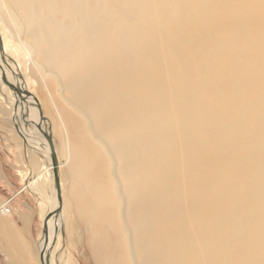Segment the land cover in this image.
<instances>
[{"label":"bare ground","instance_id":"bare-ground-1","mask_svg":"<svg viewBox=\"0 0 264 264\" xmlns=\"http://www.w3.org/2000/svg\"><path fill=\"white\" fill-rule=\"evenodd\" d=\"M13 40L78 113L47 88L53 131L86 188L87 200L76 195L98 264H264V0H0V85L12 107L2 112L17 143L42 147L46 161L30 153V184L53 207L35 254L0 204V251L42 264L45 248L54 264L65 212L48 120L29 129L40 111Z\"/></svg>","mask_w":264,"mask_h":264},{"label":"rangeland","instance_id":"rangeland-1","mask_svg":"<svg viewBox=\"0 0 264 264\" xmlns=\"http://www.w3.org/2000/svg\"><path fill=\"white\" fill-rule=\"evenodd\" d=\"M2 35L4 37V39L7 38V31L4 30L2 31ZM12 42V46H11V52H13V55H16L18 61L20 63H22L23 65L26 64L23 61V53L16 50V46H18V43L13 40ZM27 65V69H26V79L28 80V87H29V92L28 95L30 93L29 96V100L32 101L33 103H35L37 106L38 104L40 105V108L42 110V113L44 115V117L46 118V120H48L47 122H44V124L47 127L48 132L51 133V135L54 138V142H55V147H56V154L58 157V161H61V174H60V178H61V182H62V196H63V207L62 210L65 212V218H63V222H61L60 227H61V239L59 238V240L56 242V244L54 246H52V259L54 264H98L97 261L95 260V256H94V252L92 251V248L89 244V225L87 224L88 222H86V218L81 215L79 213V202H80V198L76 195L78 193H80V196H84L82 197V201L84 199H88V195L86 193V188L84 186V184H82L79 181L78 175L76 173V168H73L74 165H72L69 162H66V149L64 148V139L61 136V134L58 132V130H54L52 128V122L49 119L50 117L47 114L46 111V105L49 104V96L47 93V88L51 89V92H55L56 96H54L55 100H57L58 102H61L63 107L70 113H72L73 115L77 116L78 113L77 111H75L73 109V107H69L66 103V101L61 98L60 94H57L58 91V87H57V83L56 81L53 79V77H43L40 81L37 79V77H35L34 75H32L31 70L33 68L32 64H26ZM45 70V69H44ZM22 76V75H21ZM27 84V83H26ZM49 84V87H46ZM9 89V88H8ZM4 89L2 88V86L0 85V106L7 105L8 107H11V97L10 95L7 93L6 95V90L3 91ZM32 94L36 97V99L32 96ZM2 103V105H1ZM3 105V106H4ZM12 109V107H11ZM73 110L75 112H73ZM2 115L5 118V121L7 122L6 118L8 116V114H5L6 112H2ZM83 116L81 115L79 117V119H82ZM31 124L29 126L30 130H35L34 127L37 126V124H41L40 122V114L34 109H32V115H31ZM83 122V121H82ZM10 129H12V126L9 122H7ZM84 123V122H83ZM85 125V123H84ZM9 134H11V130H8ZM12 135V134H11ZM35 146V145H34ZM30 147L28 146L27 148H29V150L32 149L33 152L36 153V155L39 152V156L44 158V161H46L45 159V155L42 154L41 150L42 147L41 146H36L35 147ZM41 147V148H40ZM4 147L2 145H0V157L6 156L4 153L5 151L3 150ZM40 149V150H39ZM31 155V154H30ZM44 155V156H43ZM64 157V158H63ZM31 161L33 162V160L31 159ZM46 162H44L45 164ZM113 161L112 159L109 160V168L108 169V175L110 176V178L112 179L111 181L113 182V192L117 198V201L119 203L120 206V211H121V216H122V227L124 229V234L127 236L128 234V238H129V243L131 245V250H132V237H131V232L129 230V228L127 227L126 222L124 221L123 215H124V201H123V196H122V191H121V186L120 184L116 181V177L114 175H116V171H115V167L113 165ZM115 171V172H114ZM43 176V183L41 185L42 191L47 193V188L50 189L51 184L49 186L50 183V176L48 173L45 174H41ZM28 176V174H27ZM34 176V175H33ZM29 174V180L27 182V188L36 192L33 188V186H31V180L32 177ZM34 178V177H33ZM30 184V185H29ZM54 185V184H53ZM26 189V188H24ZM53 191V188H51ZM27 190V189H26ZM4 188L0 185V193L4 192ZM40 196V202L42 203V207L44 208V214L47 215L49 214L53 207H52V200L49 202L48 204V199H41V195ZM2 205H4V209H6V212L8 211L10 214V218L12 219L13 223L16 225V223L14 222V219L12 218L11 215V211L8 208V203H0ZM81 204V203H80ZM83 204V203H82ZM7 212V213H8ZM85 219V220H84ZM36 227H37V231L36 233H33V237L34 238H26L20 228L16 225V229L20 230V233L22 234V238H24V240H26V242L29 244L30 247V251H32L33 253L37 254L38 252V248H39V244L43 238V234H42V230H43V224H41L40 222H36ZM127 231V233H126ZM42 235V236H41ZM20 243H22V240L20 241ZM58 243V244H57ZM0 264H12V262L6 257L5 254H3V252L0 251Z\"/></svg>","mask_w":264,"mask_h":264},{"label":"crops","instance_id":"crops-1","mask_svg":"<svg viewBox=\"0 0 264 264\" xmlns=\"http://www.w3.org/2000/svg\"><path fill=\"white\" fill-rule=\"evenodd\" d=\"M1 111L0 106V145L4 147L6 156L0 157V185L5 190L0 193V203H8L12 218L22 234L26 238H34L33 233L37 231L36 222L43 224L45 214L39 201V194L26 186L29 174L31 176L36 174L30 155L33 151L27 148L29 146L27 143L21 141L19 144L14 140L13 135L9 134L7 130L11 129ZM38 158L40 162L44 160L41 156ZM41 171L39 169L37 172L41 174ZM46 191L47 194L50 193L49 188Z\"/></svg>","mask_w":264,"mask_h":264},{"label":"water","instance_id":"water-1","mask_svg":"<svg viewBox=\"0 0 264 264\" xmlns=\"http://www.w3.org/2000/svg\"><path fill=\"white\" fill-rule=\"evenodd\" d=\"M32 96L36 99V97L32 94ZM37 101V99H36ZM38 103V101H37ZM38 108H39V111H40V116H41V121L43 122L44 120L46 121V118L44 117V115H42V112H41V108H40V105L38 104ZM38 129L41 131V127L40 125H38ZM43 132V131H42ZM43 135L45 137V139L47 140L48 144H49V147L51 149V160H52V164H53V176H54V186L56 188V191H57V197H58V200H59V208L57 209V212L61 211L62 210V190H61V178H60V166H59V161H58V157H57V154H56V147H55V142H54V138L53 136L50 134V132L46 133V132H43ZM51 214H47L45 215L44 217V220H43V230H42V234H43V237L48 238V234H49V228H48V221H49V217H50ZM44 250L45 248H43L41 251H40V259H41V263L42 264H47L44 259H43V256H44Z\"/></svg>","mask_w":264,"mask_h":264}]
</instances>
